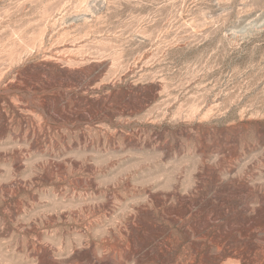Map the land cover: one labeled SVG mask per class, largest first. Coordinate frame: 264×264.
Masks as SVG:
<instances>
[{
  "label": "rangeland",
  "instance_id": "obj_1",
  "mask_svg": "<svg viewBox=\"0 0 264 264\" xmlns=\"http://www.w3.org/2000/svg\"><path fill=\"white\" fill-rule=\"evenodd\" d=\"M0 264H264V0H0Z\"/></svg>",
  "mask_w": 264,
  "mask_h": 264
}]
</instances>
